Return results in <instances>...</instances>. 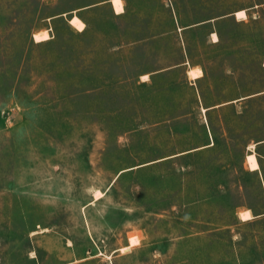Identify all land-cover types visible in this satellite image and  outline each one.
Masks as SVG:
<instances>
[{
    "label": "rangeland",
    "instance_id": "1",
    "mask_svg": "<svg viewBox=\"0 0 264 264\" xmlns=\"http://www.w3.org/2000/svg\"><path fill=\"white\" fill-rule=\"evenodd\" d=\"M123 5L0 0V264H264V0Z\"/></svg>",
    "mask_w": 264,
    "mask_h": 264
},
{
    "label": "bare ground",
    "instance_id": "2",
    "mask_svg": "<svg viewBox=\"0 0 264 264\" xmlns=\"http://www.w3.org/2000/svg\"><path fill=\"white\" fill-rule=\"evenodd\" d=\"M111 3L113 6V9H114V12L116 14L120 15V14H123L125 12L123 0H111ZM236 16L238 19H246L247 18V14L245 11H239L236 14ZM70 24L73 25L75 28H77L79 31H82L85 28V24L77 16H73L70 19ZM49 38H50V34H49L48 30L34 34V39L36 42L46 41ZM213 38L216 41L218 39V36L214 33ZM189 74L191 75V77L193 79H197V78H200L203 76V71L201 68H196L194 70H191L189 72ZM252 147H254V145ZM246 162L249 166V169L252 171L258 170L260 168L257 156L254 152H252L246 156ZM102 196H103V193L97 191V193L95 194V200L100 199ZM252 218H253V216L249 210H245V211L241 212V219L242 220H250Z\"/></svg>",
    "mask_w": 264,
    "mask_h": 264
},
{
    "label": "crops",
    "instance_id": "3",
    "mask_svg": "<svg viewBox=\"0 0 264 264\" xmlns=\"http://www.w3.org/2000/svg\"><path fill=\"white\" fill-rule=\"evenodd\" d=\"M262 144H264V140L263 141H260V142H257L255 145L257 146V145H262ZM256 156H257V154H256ZM257 159H258V162H259V166H260V168L258 169V170H255V171H252V172H259L260 174H261V176L264 178V172H263V170H262V161H261V159H260V157L259 156H257ZM264 159V158H263Z\"/></svg>",
    "mask_w": 264,
    "mask_h": 264
},
{
    "label": "water",
    "instance_id": "4",
    "mask_svg": "<svg viewBox=\"0 0 264 264\" xmlns=\"http://www.w3.org/2000/svg\"><path fill=\"white\" fill-rule=\"evenodd\" d=\"M110 2H111V0H110Z\"/></svg>",
    "mask_w": 264,
    "mask_h": 264
}]
</instances>
